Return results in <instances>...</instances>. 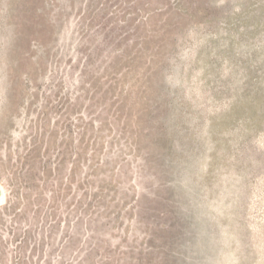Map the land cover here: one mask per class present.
Wrapping results in <instances>:
<instances>
[{
	"label": "rangeland",
	"instance_id": "rangeland-1",
	"mask_svg": "<svg viewBox=\"0 0 264 264\" xmlns=\"http://www.w3.org/2000/svg\"><path fill=\"white\" fill-rule=\"evenodd\" d=\"M0 188V264H264V0H0Z\"/></svg>",
	"mask_w": 264,
	"mask_h": 264
},
{
	"label": "trees",
	"instance_id": "trees-1",
	"mask_svg": "<svg viewBox=\"0 0 264 264\" xmlns=\"http://www.w3.org/2000/svg\"><path fill=\"white\" fill-rule=\"evenodd\" d=\"M163 24H165V21H164L163 23H161V24L159 25V27L161 28V26H162Z\"/></svg>",
	"mask_w": 264,
	"mask_h": 264
},
{
	"label": "water",
	"instance_id": "water-1",
	"mask_svg": "<svg viewBox=\"0 0 264 264\" xmlns=\"http://www.w3.org/2000/svg\"><path fill=\"white\" fill-rule=\"evenodd\" d=\"M1 195H2V190H1V188H0V197H1Z\"/></svg>",
	"mask_w": 264,
	"mask_h": 264
}]
</instances>
